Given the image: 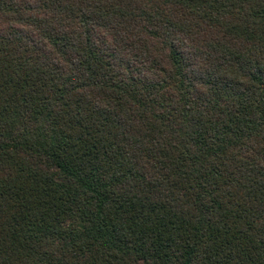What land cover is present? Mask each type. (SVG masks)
<instances>
[{
    "label": "trees",
    "instance_id": "obj_1",
    "mask_svg": "<svg viewBox=\"0 0 264 264\" xmlns=\"http://www.w3.org/2000/svg\"><path fill=\"white\" fill-rule=\"evenodd\" d=\"M0 264H264V0H0Z\"/></svg>",
    "mask_w": 264,
    "mask_h": 264
}]
</instances>
